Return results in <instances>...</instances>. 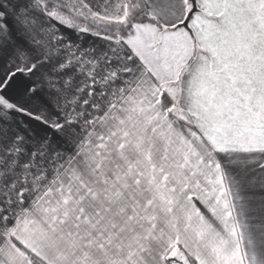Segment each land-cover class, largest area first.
Instances as JSON below:
<instances>
[{"label": "snow or ice", "instance_id": "1", "mask_svg": "<svg viewBox=\"0 0 264 264\" xmlns=\"http://www.w3.org/2000/svg\"><path fill=\"white\" fill-rule=\"evenodd\" d=\"M0 264H264V0H0Z\"/></svg>", "mask_w": 264, "mask_h": 264}]
</instances>
